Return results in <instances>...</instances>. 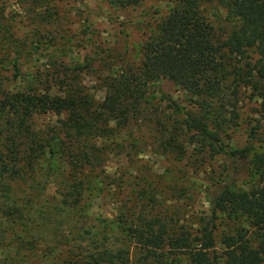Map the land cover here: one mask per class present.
I'll return each mask as SVG.
<instances>
[{
    "label": "trees",
    "instance_id": "trees-1",
    "mask_svg": "<svg viewBox=\"0 0 264 264\" xmlns=\"http://www.w3.org/2000/svg\"><path fill=\"white\" fill-rule=\"evenodd\" d=\"M143 1L106 0L121 8ZM221 9L227 18L218 32L209 15L217 18ZM35 16L41 18L36 25L43 21L42 12ZM47 16L55 17L50 11ZM43 44L40 36L18 37L0 9V60L20 81L18 89H5L0 76V248L7 246L1 239L6 229L14 234L10 242L16 250L41 246L42 254L32 257L44 263L185 264L183 253L187 264H264V150L250 159L255 177L250 189L236 187L227 173L223 184L207 191L211 213L201 218L204 223L193 235L160 218L134 219L127 212L100 219L97 228L88 222L83 199L103 173L104 155L112 149L109 138L138 116L142 104L150 102L149 87L163 78L193 97V109L173 99L167 103L165 143L171 151L182 156L191 144L209 156L227 152L223 135L237 124L240 86L264 99V0H168L167 13L134 60L104 62L107 74L98 75L99 100L82 85L87 62L71 65L50 55L46 71H23L26 63L36 66L49 46ZM50 113L56 123L39 126V117ZM249 133L255 134L253 127ZM237 153L244 158L249 149L230 152ZM54 175L60 197L43 204L37 191L44 192ZM27 180L34 181L33 193L20 187ZM147 194L143 190L140 197L154 201ZM221 220L231 225L217 239ZM5 223L13 226L4 228ZM51 228L58 238L47 240Z\"/></svg>",
    "mask_w": 264,
    "mask_h": 264
},
{
    "label": "rangeland",
    "instance_id": "rangeland-1",
    "mask_svg": "<svg viewBox=\"0 0 264 264\" xmlns=\"http://www.w3.org/2000/svg\"><path fill=\"white\" fill-rule=\"evenodd\" d=\"M42 1L44 5L40 4ZM0 9L18 37L29 40L40 36L43 45H49L37 58L36 66L31 67L33 63H26L22 66L23 71H46L50 55L63 58L71 65L87 62L90 67L87 65V71L80 76L82 85L99 100L103 90L99 87L98 75L107 74L104 62L117 63L119 57L134 60L141 43L167 13L168 0H144L136 6L125 8L111 6L106 0H37L33 3L27 0H0ZM49 11L55 16L52 19L47 16ZM40 12L43 21L36 25L34 22L41 18H36L35 14ZM209 18L217 29L227 17L221 9L217 18L214 14ZM0 76L5 89L20 87V81L13 79V69L4 60H0ZM254 93L252 89L240 86L236 97L237 124L223 135L226 153L209 156L205 152H196L190 144L185 153L178 156L165 143L169 136L166 127L170 125L167 103L173 99L185 109H193V97L166 78L153 83L149 87L150 102L143 103L138 116L108 140L112 149L104 155L103 173L90 183V189L83 197L84 203H88L89 224L99 228L100 219H115L121 214L125 216L127 212L134 219L157 217L177 231L187 230L192 235L196 233L204 223L201 218L211 213L207 191L223 184L227 173L231 174L236 187L250 189L255 181L250 159L255 151L264 150L261 141L264 136V99ZM56 118L51 113L46 114L39 117L37 123L39 126L56 123ZM252 127L254 135L249 133ZM243 147L249 149L244 158L239 153L230 154L233 149ZM56 182L54 175L44 192L37 191L36 197L40 202H54L60 197ZM33 185L34 181L27 180L20 187L26 188L25 194L33 193ZM143 190L147 191V196H153L154 201L148 202V197H140ZM17 194L22 195L20 191ZM230 225L224 220L217 221L216 238L223 228L227 230ZM6 226L9 228L13 225L3 224L4 228ZM1 232V239L7 246L0 248V262L10 263L13 260L18 264H52L48 263L50 259L44 263L32 257L42 254L41 246L33 251L16 250L10 242L14 234L6 229ZM47 236V240L58 238L52 228ZM217 249H220L218 244ZM180 257L187 264L184 259L186 255L181 253Z\"/></svg>",
    "mask_w": 264,
    "mask_h": 264
}]
</instances>
